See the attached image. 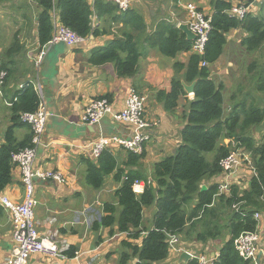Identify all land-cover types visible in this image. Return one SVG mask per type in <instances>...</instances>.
<instances>
[{
  "label": "trees",
  "instance_id": "obj_1",
  "mask_svg": "<svg viewBox=\"0 0 264 264\" xmlns=\"http://www.w3.org/2000/svg\"><path fill=\"white\" fill-rule=\"evenodd\" d=\"M14 1L0 0V6H12ZM31 1L36 6L33 10L28 0L16 8L28 23L27 29L22 26L21 32L14 34L0 58V73H6L3 95L12 103L9 107L11 125L0 146V193L13 182L12 172L16 166L12 162V155L32 144L31 129L23 139L18 140L16 137V130L26 126L22 124L21 116L35 113L40 105L34 83L27 77L32 75L33 66L29 62L27 43L22 42L21 33L25 31L24 38L31 39L39 50L52 38L54 16L61 25L88 39L107 34V25L121 23L122 37L114 39L105 47L92 50L87 58L88 64L94 67L113 64L116 74L121 78H134L137 75L143 51L140 44L142 37L148 47L157 49L167 58L175 59L182 53L193 51V42L187 41L176 23L161 22L156 31L149 35L141 14L130 9L121 12L113 1L96 0L94 6L87 0ZM178 1L174 0V3L177 5ZM235 1L212 0V31L203 53L192 52L186 65L175 63L171 91L158 92V99L165 111L173 114L180 101L187 99L182 83H196L194 100L187 101L185 107L183 118L186 126L181 132V144L175 155L153 165L152 182H148L147 177L137 171L122 168L112 149L105 151L95 164L88 165L85 180L92 189L101 190L110 176H113L116 184H120L115 193L117 204H105L106 215L93 225L95 230L117 226L119 233L128 235L127 238L132 242H123L125 252L120 257V264L133 261H136L135 264L165 263L170 256L171 236L180 237L183 242L204 245L227 237L219 250L216 264H253L238 255L234 241L243 233L257 231L259 221L255 215L264 213V136L258 143L255 135L256 129L264 124V99L260 100V104L258 97L254 96L257 93L264 97V3L261 5V14L250 13L243 20H238L228 14L232 6L237 4ZM94 15L99 21L96 28L92 23ZM107 16L110 17L109 23L105 19ZM239 29L246 36L240 43L230 46L228 35ZM257 54L262 58H254ZM229 59L234 62L233 70L228 71L232 76L239 70L241 62H247L242 68L255 73L246 78L250 80L249 85L243 84L240 76H230V80L226 75L224 79L218 78L220 81L217 76H213L211 67ZM202 64L208 66L203 67ZM19 67L24 68V71L20 72ZM226 78L231 83L229 89L224 83ZM22 79L25 81L24 87L19 89ZM11 83H14V89L10 90ZM226 96L230 99L225 107ZM224 140H230L231 146L234 143L237 151L247 153L250 163L241 162L234 169V173H241L240 178L223 182L222 185L229 186L226 192L220 194L221 183L216 181L225 175L221 163L233 152L229 144L221 145ZM146 144L143 145V151ZM126 152L128 167L138 165L144 158V152L141 155ZM212 153L213 160L208 162L204 155ZM140 181L146 187L141 195H137L133 187ZM205 181L212 184L202 191L201 186ZM243 185L248 188L243 189ZM195 199L197 203L192 207ZM152 206H156L152 229H142L143 211ZM144 232L147 235L139 247L134 242ZM225 233L227 236H224ZM183 246L189 248L184 243ZM183 246L180 243L178 245L181 249ZM73 251L75 249L69 248L64 255L73 258ZM188 264L200 263L192 260Z\"/></svg>",
  "mask_w": 264,
  "mask_h": 264
},
{
  "label": "crops",
  "instance_id": "obj_2",
  "mask_svg": "<svg viewBox=\"0 0 264 264\" xmlns=\"http://www.w3.org/2000/svg\"><path fill=\"white\" fill-rule=\"evenodd\" d=\"M179 1L176 5L174 0H130V10H135L142 15L147 26V34L151 35L161 22L176 23L177 26L186 22L187 13L179 7ZM189 2L197 4L200 9L207 12L206 14H212V0L186 1V3ZM105 19L109 23L110 17L107 16ZM97 23L99 25L98 19ZM110 26L106 27L107 34L97 38L91 37L87 43L79 47L64 49L63 45H60L56 48L54 55L48 56L50 66L45 63L41 71L35 70V74L31 75L36 77L37 83L41 85L44 102L51 114L43 144L37 150L36 169L58 172L64 178L62 184L52 180L45 182L36 180V223L39 233H49L61 248L75 249V252L72 253L73 258L65 256V259L57 261H52L42 255H34L29 264H54L55 262L57 264H120V257L125 252L122 247L123 242L127 240L132 242L127 238L126 233L117 231V226L114 228L101 227L97 230L93 227L95 222H99L106 215L105 204H117L115 193L120 188V184H116L113 176H110L101 190H92L86 185L85 175L88 165L96 163L89 148L102 135L129 138L133 135V128L130 125L115 122L112 115L107 116L96 126L84 124L83 114L91 101L107 97L112 104L113 114H117L124 108L125 100L131 89H135L146 98L145 118L152 125L148 130L150 138L146 144L144 159L138 165L128 167L126 166L127 152L122 151L121 148L112 150L122 168L141 173L147 177L148 182H152L153 165L175 155L181 144V132L186 126L183 118L185 107H187V101L194 100V95L190 96L186 93L187 99L180 101L179 107L173 114L165 111L157 95L159 91L166 93L171 91L172 79L175 76L173 69L175 63L186 65L192 53H182L175 59L167 58L157 49L148 47L142 37L140 44L143 51L138 63L137 75L134 78H121L116 74L113 64L94 67L87 62L92 50L105 47L114 39L122 37L121 23ZM245 36L246 34L240 29L232 31L228 35L230 46L232 43H240ZM24 41L28 49L33 47L28 52L29 62L32 65L31 55L39 50L30 39L24 38ZM233 67L232 59L223 60L211 67L212 74L217 76V79H224L226 75L230 76L227 71L233 70ZM31 76L27 77L30 82H33ZM24 82L21 80V84ZM224 83L229 89L228 78ZM9 88L14 89V83H11ZM7 99L3 94L0 96V110L4 112L3 114L0 111V114L6 120V126H0V146L4 143L3 132L11 125L9 107L12 103ZM29 132V127H20L16 130V137L21 140ZM221 145H228V140H224ZM12 175V184L1 193L13 202L21 203L25 196L21 171L18 168L13 169ZM240 176L241 173L236 171L231 177L225 175L219 177L216 182L222 185L223 182L239 179ZM142 183L145 190L146 185ZM210 183L212 184L210 181H205L202 186L208 187ZM244 185L243 189H247L248 186L244 187ZM196 203L195 199L192 207ZM155 214L156 206L144 209L142 229H152ZM258 230L260 245L264 248V213L260 214ZM12 235L13 226L10 216L0 208V264L11 254ZM146 235L144 232L134 243L140 247ZM178 240L180 246L184 243L189 248L185 249L183 246L181 249L178 243L177 247L180 251L170 250L169 259L163 264H178L180 255L184 251L216 258L223 246L221 240L208 245L183 242L180 237ZM135 263L136 261H133L130 264Z\"/></svg>",
  "mask_w": 264,
  "mask_h": 264
},
{
  "label": "built area",
  "instance_id": "obj_3",
  "mask_svg": "<svg viewBox=\"0 0 264 264\" xmlns=\"http://www.w3.org/2000/svg\"><path fill=\"white\" fill-rule=\"evenodd\" d=\"M94 6L96 0H87ZM118 5L121 12L130 9V0H111ZM262 2V0H260ZM253 2L247 5L235 4L228 11L229 16L238 20H243L248 14L253 12ZM187 10L186 25L190 31L196 35L193 41L192 52L203 53L204 48L209 40L212 31L211 16L204 14L200 8L193 2L186 3ZM93 27H97V17H92ZM92 37V36H91ZM83 38L76 33L64 27L59 23L56 17H53V32L51 40L37 53L31 55L36 69L39 71L45 63L48 50L47 45L65 44L69 48H76L87 43L90 38ZM207 67L208 64H202ZM6 73H0V96H2V88L4 85ZM35 91L40 97V105L35 113H25L21 116L22 124L28 126L32 133V144L18 153L12 155V162L21 171V182L24 187V200L21 203H15L7 196L0 193V208L10 216L13 226V248L9 257L2 264H29L30 259L34 255H42L52 261L65 259L64 252L69 249L61 248L56 240L49 234H41L38 231L35 208L37 201L35 199V182L36 180L45 182L52 180L54 182L64 183L63 176L58 172H45L36 169L37 150L43 144L44 135L46 133L47 123L50 117L48 108L44 102V94L41 85L34 84ZM23 88V86H21ZM146 98L140 95L135 89H131L128 94L124 108L117 114H113L112 104L107 98L94 99L85 108L82 122L86 125H99L107 116L112 115L115 122L130 125L133 128V135L129 138L117 135L100 136L90 146V153L97 160L105 151L109 149L123 148L128 152L141 155L143 145L149 141L148 130L152 123L145 118ZM231 141L228 140V144ZM234 143H232L233 145ZM235 145V144H234ZM250 156L240 151H233L222 161L221 167L224 174L228 177L234 173V169L241 162H249ZM228 184L220 186L219 193L227 191ZM134 192L140 195L144 192L143 183L136 182L134 184ZM260 214L255 215V219L259 221ZM259 228V226H258ZM179 240L176 236L170 237V250L180 251L177 245ZM234 247L238 255L245 261L258 264L259 251L264 250L260 245L259 230L250 233H243L234 241ZM191 254V253H190ZM192 255V260H198L200 264H216L217 257H208L206 255ZM54 264H57L56 262Z\"/></svg>",
  "mask_w": 264,
  "mask_h": 264
},
{
  "label": "rangeland",
  "instance_id": "obj_4",
  "mask_svg": "<svg viewBox=\"0 0 264 264\" xmlns=\"http://www.w3.org/2000/svg\"><path fill=\"white\" fill-rule=\"evenodd\" d=\"M29 3H30V9H35L36 6L33 4V2L31 0H28ZM254 6H253V12L254 14H257L260 12V14L262 13V10H261V5H263L264 3V0H262V2L260 0H254L252 1ZM250 0H238L236 3H240L242 5H247L248 3H252ZM24 3V0H15L14 1V5L12 4H8V5H3V6H0V58L2 57V54H5L7 48L9 47V44L11 43L12 41V38L14 36L15 33H19L20 29L22 26H24L26 29H27V25L28 23L24 20V18H22V16L19 15V13L16 11V8L19 6V5H22ZM186 5V0H180L179 2V7L184 10L186 13H187V10L184 8ZM201 11L205 14L207 12L203 11L201 9ZM17 12V13H16ZM259 14V15H260ZM20 16V17H19ZM187 20V19H186ZM186 23V22H184ZM21 32V31H20ZM25 35V31L23 32V34L21 33V38H22V42H24V36ZM33 37V36H32ZM31 40V39H30ZM32 41V40H31ZM25 43V42H24ZM36 44V43H35ZM34 45V43H33ZM32 45V46H33ZM30 47V46H29ZM35 47V46H34ZM33 47L29 48L28 49V46L26 47L27 51L29 52L30 50H32ZM230 49V48H229ZM192 53V52H191ZM261 54V53H260ZM27 56H28V53H27ZM260 56V58H262L261 55L257 54L256 56H254V58H258ZM2 59V58H1ZM0 59V60H1ZM32 62V65H33V69H31L32 71V75L35 74V70L38 72V70L36 69L33 61L31 60ZM45 63L47 65L50 64L49 62V58L47 57L46 60H45ZM45 63L43 64V66L41 67L40 71L44 68V65ZM247 63V62H245ZM243 62H241L240 64V68L239 70L237 71L236 74H234L233 76L230 75L232 78H238L240 76V79L242 80L243 84L245 85H249L250 84V80L246 79L248 76H252L251 74H253V76L255 75V73H250L248 72L245 68H242L243 64H245ZM50 66V65H49ZM22 67V66H20ZM20 69V72H23L24 71V68L23 69ZM228 72V71H227ZM230 74V73H229ZM229 76V78H230ZM245 77V78H244ZM28 79V78H27ZM24 80V79H22ZM31 80H33L34 84H38L37 81H36V77H33L31 76ZM231 80V78H230ZM231 83L229 82V85ZM4 86V85H3ZM21 86H24L23 84ZM20 86V88H21ZM231 88V86H230ZM2 92H3V88H2ZM228 96V95H227ZM227 96H226V101H225V107L228 105L226 102L228 101V99H230L228 97L227 99ZM255 97H258V101L260 104H262L260 102V100H263L264 97H262L263 95H260V94H257L255 93L254 94ZM264 105V104H263ZM224 107V108H225ZM3 110H7L5 108H3ZM3 114L4 112L2 110H0ZM9 111V110H8ZM225 111H227V109L225 108ZM5 121L4 118L2 117V115L0 114V126H6L5 125ZM7 128V127H6ZM7 129H5V131L3 132L5 134ZM255 135L257 137V141L258 143H260L263 139V136H264V124L260 127H258L255 131ZM4 136V135H3ZM230 147L229 149H231V151H236V148H235V145L233 144V146H231L229 144ZM123 151V150H122ZM207 159L208 162H211L213 160V157H214V153L212 154H206L204 155ZM144 157H145V151H144ZM144 159V158H143ZM85 183H86V180H85ZM87 185V184H86ZM92 189V188H91ZM93 190V189H92ZM224 236H227V233H225ZM227 240V237L225 238H222L221 241H226Z\"/></svg>",
  "mask_w": 264,
  "mask_h": 264
},
{
  "label": "water",
  "instance_id": "obj_5",
  "mask_svg": "<svg viewBox=\"0 0 264 264\" xmlns=\"http://www.w3.org/2000/svg\"><path fill=\"white\" fill-rule=\"evenodd\" d=\"M182 33H184L186 35V39L188 42H193L196 39V35L190 31L189 27L185 24H182L179 26L178 28ZM60 45H63L64 49L69 48L67 45L65 44H55V45H47L46 49L48 50V54L47 57L49 55H54L56 48L59 47ZM46 57V58H47ZM184 86V90L188 95H194V90H195V85L196 83L187 85L186 83H182ZM51 117V114H50ZM49 117V118H50ZM96 126V125H95ZM208 188L206 186H202L201 190L202 191H206ZM14 243L12 242V247H13ZM261 247H263V245H261ZM192 260V255L187 252L184 251L179 258L178 264H188L190 261ZM217 261H218V257H217ZM264 261V250L261 249V251H259V255H258V264H262Z\"/></svg>",
  "mask_w": 264,
  "mask_h": 264
},
{
  "label": "clouds",
  "instance_id": "obj_6",
  "mask_svg": "<svg viewBox=\"0 0 264 264\" xmlns=\"http://www.w3.org/2000/svg\"><path fill=\"white\" fill-rule=\"evenodd\" d=\"M180 2V1H179ZM197 5V4H196ZM198 6V5H197ZM201 10V9H200ZM206 14V13H205ZM206 15H208V14H206ZM208 16H211V15H208ZM187 21V20H186ZM182 24H185V23H182ZM182 24H180V25H182ZM180 25H178L177 27L179 28V26ZM186 25V24H185ZM24 87V86H23ZM21 89V88H20ZM191 96V95H190ZM192 261V260H191Z\"/></svg>",
  "mask_w": 264,
  "mask_h": 264
}]
</instances>
